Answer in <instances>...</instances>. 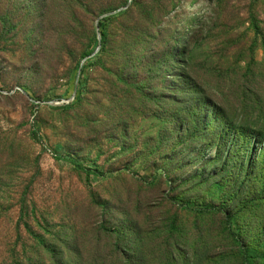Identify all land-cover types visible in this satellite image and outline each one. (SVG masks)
Instances as JSON below:
<instances>
[{
  "label": "rangeland",
  "instance_id": "rangeland-1",
  "mask_svg": "<svg viewBox=\"0 0 264 264\" xmlns=\"http://www.w3.org/2000/svg\"><path fill=\"white\" fill-rule=\"evenodd\" d=\"M124 258L264 264V0H0V264Z\"/></svg>",
  "mask_w": 264,
  "mask_h": 264
},
{
  "label": "trees",
  "instance_id": "trees-1",
  "mask_svg": "<svg viewBox=\"0 0 264 264\" xmlns=\"http://www.w3.org/2000/svg\"><path fill=\"white\" fill-rule=\"evenodd\" d=\"M110 20V18L109 17H107V18H105L104 19V21L105 22H108ZM103 24H102V22L101 23H99V26L101 27ZM103 37H105L106 36V33L105 32H102V34H101ZM92 52L93 51H89V52H87L86 54H85V58H89L87 61H86V63H87V67L89 66L90 67V65H92V58H91V55H92ZM102 52V48L100 49V51L98 52V54H97V56L100 54ZM96 56V55H95ZM80 75H82L81 73H80ZM79 75V76H80ZM79 87H81V89H82V85H81V83H78L77 84ZM79 97H80V95H79ZM79 97H77L76 99H78ZM113 261H116L117 262V259H114ZM119 264H141V262H140V259H129V258H124L122 261H120V259H119Z\"/></svg>",
  "mask_w": 264,
  "mask_h": 264
},
{
  "label": "water",
  "instance_id": "water-1",
  "mask_svg": "<svg viewBox=\"0 0 264 264\" xmlns=\"http://www.w3.org/2000/svg\"><path fill=\"white\" fill-rule=\"evenodd\" d=\"M99 49H100V48H99ZM99 49H98V50H99ZM94 55H95V54H94Z\"/></svg>",
  "mask_w": 264,
  "mask_h": 264
}]
</instances>
